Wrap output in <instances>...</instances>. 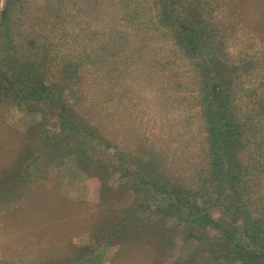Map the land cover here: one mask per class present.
<instances>
[{
  "label": "rangeland",
  "instance_id": "374dc122",
  "mask_svg": "<svg viewBox=\"0 0 264 264\" xmlns=\"http://www.w3.org/2000/svg\"><path fill=\"white\" fill-rule=\"evenodd\" d=\"M90 1H80L75 16L65 24L57 23L52 14H43L39 21L47 10L41 6L43 0L15 7L18 19L12 35L18 52L30 61H36L37 53L41 55L37 61L44 57L46 81L66 85L67 101L78 115L76 125L90 132L79 137L66 133L47 143L46 130L54 139L60 132L57 120L40 130L34 125L44 115L34 102H8L0 96V264H172L182 247L175 230L155 232L156 222L170 227L173 221L149 210L139 213L131 230H123L135 233L141 219H148L144 231L153 243L147 246L125 248L123 235L108 242L99 234L109 222L121 226L119 215L135 204L130 183L118 168L123 161L133 167L138 159L156 158L175 182L197 187L210 147L199 67L169 28L159 27L156 0H104L98 15H90ZM206 1L209 4L188 3L201 4L209 23L217 19L228 25L227 38L217 37L225 42L224 58L241 67L244 58H252L251 73L256 71L248 85H260L264 28L257 20L264 11L259 12L255 0L254 6L244 0H220L221 5L219 0ZM5 6L6 0H0V13ZM251 8L253 13L248 14ZM81 11L84 15L76 16ZM106 12L113 17L107 19ZM127 14L137 17L128 21ZM32 37L39 49L32 47ZM65 64L71 71L67 80L60 78ZM23 145L33 151H22ZM77 149L83 152L81 157ZM249 155L243 153L248 162ZM163 234L168 235L167 244ZM173 237L175 244H170ZM155 244L166 249L163 255L152 253ZM188 248L193 250L186 247L187 254ZM208 255L204 261L202 253L197 254L193 264H240L214 257L210 261Z\"/></svg>",
  "mask_w": 264,
  "mask_h": 264
},
{
  "label": "trees",
  "instance_id": "16d2710c",
  "mask_svg": "<svg viewBox=\"0 0 264 264\" xmlns=\"http://www.w3.org/2000/svg\"><path fill=\"white\" fill-rule=\"evenodd\" d=\"M27 1L6 0V6L0 13V96L7 98L8 102H34L44 115L34 125L40 130L56 119L60 132L54 139L50 136L52 131L46 130L47 143L52 144L53 140L57 142L66 133L76 134L78 137L89 133L90 130L76 125L78 115L72 113V110L76 112L75 108L67 101L66 85L46 81L44 57L40 62L37 61L41 57L37 53L36 61H30L17 50L18 46L12 35V32H16L14 28L18 19L15 7L19 4L25 6ZM80 1L82 0H43L41 6L45 4L47 10L40 15L39 21L43 20V14H52L57 23H69L75 16L74 8H78L76 6L80 5ZM261 1L264 0H255L259 12L264 11V3H260ZM205 2L209 4V1ZM244 2L247 6L255 4L253 0ZM90 3H93L90 15L102 13L99 7L104 6V0H91ZM218 3L221 5L222 1L219 0ZM156 4L161 25L159 27L169 28L176 43L191 55L195 66L199 67L202 79L200 103L210 142L208 158L206 166L201 169L197 187L175 182L174 177L163 170L156 158L138 159L131 163L133 167L128 163L129 160L118 164L123 178L130 183V193L135 204L132 210L119 215L121 226L109 222L99 235L108 242L123 235L122 246L125 248L135 246L138 249V244L147 246V242L153 243L144 231L148 219H141L140 227L135 228V233L123 230H131L138 217H141L139 213L144 214L149 210L150 214L158 213L161 219L173 221L170 227L160 226L163 224L161 221L156 222V233L175 230L177 238L180 236L182 247L172 264H193L194 256L199 253H202L204 261L205 255L209 253L206 258H212L210 261L215 258L217 261L225 260L230 263L264 264V183L261 179L264 178V79L260 81V85L253 82L248 85V80H253L252 75L256 71L254 69L251 73L253 67L249 64L254 62L252 58V61L244 58L246 62L242 67L237 61L224 58L222 45L225 42L217 41V37L227 38L228 25L217 19L213 24L209 23L204 18L207 13L205 9L201 10V4L198 6L195 2L191 5L188 0H156ZM247 13H253V9ZM79 14L84 15L81 11L76 16ZM109 14H106L107 19L113 17ZM130 15L127 17L128 21L137 17ZM257 24L259 28H264L263 13ZM89 30L93 31L92 28ZM262 32L264 36V30ZM119 37L123 38L122 35ZM30 43L33 48L39 49L35 38L32 37ZM12 48L16 49L15 55H12ZM116 51L117 49L114 53ZM40 69L42 75L38 74ZM70 73V65L65 64L60 78L67 80ZM237 98H243L244 103L237 102L235 105ZM58 142L62 143V140ZM254 146L255 151L251 153ZM26 147L23 145L20 148L23 151L27 150ZM32 151L27 150L26 153ZM75 152L78 157L83 154L78 149ZM244 152L250 154L249 162L244 158ZM217 210L220 211L219 215L215 214ZM152 226L155 227V223ZM167 236H162L166 244L169 242L165 239ZM174 238L170 244H175ZM186 247H193V250L189 252L188 248L187 254ZM153 250L154 255L160 256L166 251L164 248L158 249L156 244L153 245Z\"/></svg>",
  "mask_w": 264,
  "mask_h": 264
}]
</instances>
